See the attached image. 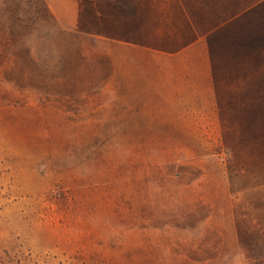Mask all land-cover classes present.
I'll use <instances>...</instances> for the list:
<instances>
[{
    "label": "rangeland",
    "instance_id": "obj_1",
    "mask_svg": "<svg viewBox=\"0 0 264 264\" xmlns=\"http://www.w3.org/2000/svg\"><path fill=\"white\" fill-rule=\"evenodd\" d=\"M49 13L0 0V264H264V0Z\"/></svg>",
    "mask_w": 264,
    "mask_h": 264
},
{
    "label": "crops",
    "instance_id": "obj_2",
    "mask_svg": "<svg viewBox=\"0 0 264 264\" xmlns=\"http://www.w3.org/2000/svg\"><path fill=\"white\" fill-rule=\"evenodd\" d=\"M45 2L54 21L62 22V19L59 14L62 7V0H45Z\"/></svg>",
    "mask_w": 264,
    "mask_h": 264
},
{
    "label": "trees",
    "instance_id": "obj_3",
    "mask_svg": "<svg viewBox=\"0 0 264 264\" xmlns=\"http://www.w3.org/2000/svg\"><path fill=\"white\" fill-rule=\"evenodd\" d=\"M47 11V10H46ZM50 17L53 19L52 15L49 13ZM54 20V19H53Z\"/></svg>",
    "mask_w": 264,
    "mask_h": 264
}]
</instances>
